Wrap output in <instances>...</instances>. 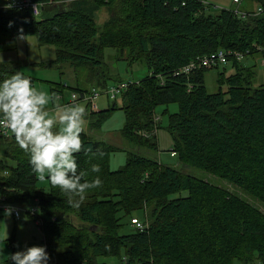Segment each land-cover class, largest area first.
I'll use <instances>...</instances> for the list:
<instances>
[{"label":"trees","instance_id":"1","mask_svg":"<svg viewBox=\"0 0 264 264\" xmlns=\"http://www.w3.org/2000/svg\"><path fill=\"white\" fill-rule=\"evenodd\" d=\"M34 1L40 3L38 14L31 7L0 5V50L30 34L54 45L55 57L39 63L69 64L74 83L52 81V100L62 104L72 92L104 90L122 81L105 60L104 49L115 48L116 58L142 62L149 73L114 98L102 92L98 97L114 100L86 112L90 126H100L120 108L122 137L134 146L157 148L156 107L176 103V111L163 113L178 161L226 179L249 199L133 152L112 169L110 154L118 148L83 130L66 141L53 128L35 129L26 138L17 132L0 135V194L17 204H35L43 219L38 226L45 252L19 256L16 263L39 264L42 255L47 264H98L108 256L115 264H264V80L257 81L255 63L241 61L259 52L264 57L259 49L264 0H256V9L236 8L245 15L230 8L206 13L204 0ZM101 13L107 17L99 23ZM218 49L244 57L230 54L226 63L174 74ZM219 66L217 90L209 92L205 73ZM30 80L16 63L0 61V85ZM4 107L0 99V115ZM64 155L72 156L69 169L38 176ZM42 178L46 185L39 183ZM181 190L187 193L171 196ZM131 218L142 220L144 228Z\"/></svg>","mask_w":264,"mask_h":264},{"label":"rangeland","instance_id":"2","mask_svg":"<svg viewBox=\"0 0 264 264\" xmlns=\"http://www.w3.org/2000/svg\"><path fill=\"white\" fill-rule=\"evenodd\" d=\"M5 1V0H4ZM206 2V13L214 14L220 11L221 8L230 9H246L252 10L257 8L256 0H240L236 2L234 0H204ZM1 2V0H0ZM105 13H101L98 16V22L102 23L106 18ZM105 60L111 68L112 72L117 73L122 80H139L145 77L149 71L146 65L139 61L131 62L130 60L122 58H116L117 52L115 48L106 47L104 49ZM25 57H28L25 59ZM55 57V46L52 44L40 43L35 35H21L17 37L16 46L13 48L0 50V61H13L18 64L23 72L30 75V81H21V83H12L8 85H0V95H5V103L8 105L10 102L20 107L26 104L30 108L45 109V115H57L62 121L60 122V131L64 134L66 141L71 133L79 130L88 132L94 138H100L104 141L112 144L118 149L110 154V167L117 169L125 162L128 152L137 153L149 158L158 159L164 164L176 166L178 169H184L186 173H189L195 177L207 179L210 182L216 183L223 187H227L237 191L241 196L249 199V195L241 188L234 186L226 179L211 174L203 169L193 166H183L177 156L170 155L172 147V138L169 131L166 128L167 113H163L164 109L168 112L176 111L177 104L169 103L168 105H158L156 107V115L159 116L157 121L159 126L156 127L157 148L146 146H134L125 140L121 133L120 128L124 123V112L120 108L114 109L109 117H107L100 126L91 125L83 128V126L72 119H68L64 109L61 107V103H53L50 96V85L52 81H62L68 84L74 83L73 68L69 67V64L64 63L60 66H48L42 65L39 62L49 61ZM263 56L261 53H255L253 55H246L241 61L243 64H253V68L256 70V77L258 82H263L264 78V65H262ZM223 66L218 68L208 69L205 73V85L209 92L217 90L216 77L217 72L222 69ZM228 68V67H227ZM89 82L79 81L81 87H88ZM69 89H64L66 95ZM2 98V97H1ZM4 99V98H3ZM98 108L108 107L112 104L114 99H108L107 96L101 95L97 99ZM116 101L120 103V96H117ZM23 103V104H22ZM81 104L86 105V102H80L77 106L80 109ZM166 107V108H165ZM59 109V110H58ZM55 110H57L55 112ZM32 120H38L36 114L31 117ZM41 118V117H40ZM73 130H70V127ZM29 127V126H25ZM71 131V132H70ZM99 134V135H98ZM72 165V156L64 155L62 157L55 158L49 166L41 169L38 172V176H44L49 172L60 171L62 169H69ZM41 185H46V178L39 180ZM186 190L173 193L171 196L176 197L179 195H185ZM251 197V196H250ZM258 205L263 207L261 203L255 201ZM30 207H32L30 205ZM35 207V212L38 213V207ZM141 215V212H136ZM126 231L125 228L121 230ZM42 232L34 220V214H28L25 210L21 211L19 218L13 217L11 214L0 211V264H17L16 258L25 254H43L44 244L42 242ZM98 264H115L117 261L115 257H102ZM101 262V263H100ZM39 264H47L46 259L41 255L39 257ZM233 264H244L238 260H235Z\"/></svg>","mask_w":264,"mask_h":264},{"label":"built area","instance_id":"3","mask_svg":"<svg viewBox=\"0 0 264 264\" xmlns=\"http://www.w3.org/2000/svg\"><path fill=\"white\" fill-rule=\"evenodd\" d=\"M234 1L239 2L240 0ZM5 3L6 4L3 5L17 7L19 9L31 7V11L34 14L39 13L40 3L34 0H7ZM258 10H260V7H258ZM235 11L241 13L242 15L246 14L245 12H241L237 9H235ZM259 49L264 51V46H260ZM230 54H232L233 57H235L237 60H241L244 57V54L239 51L218 49L207 55H203L201 57L195 58L194 60H190L185 65L176 69L174 71V74L179 75L181 73H189L198 67L212 66L217 63H226L229 59L228 57ZM262 65H264V57L262 58ZM130 82L131 81L129 80L118 81L109 85L104 90L92 87L91 91L84 92L83 94L72 92L70 97L67 98V100L61 104V106L64 108L66 116L70 118L74 114H76L77 106L79 105L80 100H85V102L90 104L92 108H95V100L102 92H106L110 98H114L116 97V95L125 90ZM154 118L157 119L158 116H155ZM30 121L31 117L29 115L22 114L18 111H12L6 114H2L0 115V135H8L13 128L23 124H27ZM174 154L175 152L173 150H170V155ZM31 206L32 207H30V205L17 204L15 202L8 201L5 195L0 194V211L11 214L15 218H19L21 216V211L25 210L28 214H34V220L38 225H40L43 222L42 216L39 213L35 212V207H33L36 206L35 204H32ZM131 222L139 229L144 228V223L139 218H131ZM45 249L46 246H44L43 252H45Z\"/></svg>","mask_w":264,"mask_h":264},{"label":"crops","instance_id":"4","mask_svg":"<svg viewBox=\"0 0 264 264\" xmlns=\"http://www.w3.org/2000/svg\"><path fill=\"white\" fill-rule=\"evenodd\" d=\"M6 1L7 0H5V1L4 0H1L0 5L4 4ZM27 58L28 57H25V59H27ZM11 62H13V61H11ZM19 68H20V66H19ZM23 73L26 74L25 72H23ZM26 75L27 76H30L28 74H26ZM33 79H31V80H33ZM64 83H66V82H64ZM4 96L5 95H0V99H3L4 98L3 100H5L6 97H4ZM50 96H51V93H50ZM51 101L53 103H56L57 102L59 104V101L57 99H53V100L51 99ZM95 104H96V107L95 108H92L91 105L88 106V105L81 104L80 111H78V113H79L78 117H75L72 120H74L76 122H79L83 126V128H86V125L87 126H90L91 120H89L90 117H88V115L86 114V112H89V110H91V109H93V110L96 111V110H99V109L101 110V109L106 108V107L101 108L100 105H99L100 108H98L97 100H95ZM6 105H7V107H4L2 109L1 114H6V113H8L10 111H18V112H21L22 114L29 115L30 117H33L34 114H36V116L38 117V120L37 119L36 120H34V119L32 120V118H31V121L29 123L20 125V126H18L16 128H13L11 130V132H10L11 134L17 132L23 138H26L28 135L32 134V132L34 133V130L35 129L41 130V131H46V130H48L50 128H53V129L58 130V132L60 133L61 139L62 138L64 139V134L60 131V122L62 121V119H60L59 117H57L56 114L55 115H52V116L51 115H45V111L47 110V108H45L43 110L40 109V108L39 109L38 108L34 109V108H30L26 104H23L22 106L18 107L15 104V102H10L9 105H8V103ZM62 109H64V108L62 107ZM56 111L57 110H55V112ZM25 126H29V127H26L25 128ZM73 127L74 126H71L70 127V130L71 131L73 130ZM172 156H174V155H172ZM250 264H259V263L258 262H254V263H250Z\"/></svg>","mask_w":264,"mask_h":264}]
</instances>
